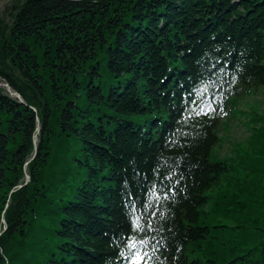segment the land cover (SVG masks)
<instances>
[{
    "label": "trees",
    "instance_id": "trees-1",
    "mask_svg": "<svg viewBox=\"0 0 264 264\" xmlns=\"http://www.w3.org/2000/svg\"><path fill=\"white\" fill-rule=\"evenodd\" d=\"M11 15L0 75L42 127L8 202L36 113L0 88V264H116L137 206L163 264H264V107L216 160L218 120L178 107L214 65L240 73L241 96L264 86V0H26Z\"/></svg>",
    "mask_w": 264,
    "mask_h": 264
},
{
    "label": "rangeland",
    "instance_id": "rangeland-1",
    "mask_svg": "<svg viewBox=\"0 0 264 264\" xmlns=\"http://www.w3.org/2000/svg\"><path fill=\"white\" fill-rule=\"evenodd\" d=\"M21 1L25 2L26 0H0V19H4L6 23L12 24L13 19L11 14L16 13L19 10V7L24 3V2L20 3ZM15 4L16 7H15V11L13 12L12 7ZM251 98L252 97H250L249 99ZM242 107L246 108L245 105H242ZM263 107H264V91L261 94H258L256 98L251 100V102L247 106V112L249 113L253 110H257L258 108L263 109ZM241 122L242 121L240 120H235V121L233 120L231 123L232 125L231 129L229 131L227 132L221 131V134L224 137L226 136L227 138L220 147V152H221L220 156H224L226 154L232 153L234 144L245 140L249 136L250 132L246 122L244 123V125ZM225 127L227 126L224 124L221 126V128H225ZM216 149L217 148H215L214 150V156L212 157L213 159L217 158Z\"/></svg>",
    "mask_w": 264,
    "mask_h": 264
},
{
    "label": "snow or ice",
    "instance_id": "snow-or-ice-1",
    "mask_svg": "<svg viewBox=\"0 0 264 264\" xmlns=\"http://www.w3.org/2000/svg\"><path fill=\"white\" fill-rule=\"evenodd\" d=\"M200 107L203 109L204 105L202 104ZM134 227L137 232L141 231L139 223L134 222ZM125 244L128 255L125 256V253L122 251L121 256L125 257L128 264H147V252L145 251V246L149 244L147 237L130 234L125 238Z\"/></svg>",
    "mask_w": 264,
    "mask_h": 264
},
{
    "label": "water",
    "instance_id": "water-1",
    "mask_svg": "<svg viewBox=\"0 0 264 264\" xmlns=\"http://www.w3.org/2000/svg\"><path fill=\"white\" fill-rule=\"evenodd\" d=\"M15 95H16V96H18V97H20V95H19V94H17V93H16ZM20 98H21V97H20Z\"/></svg>",
    "mask_w": 264,
    "mask_h": 264
},
{
    "label": "bare ground",
    "instance_id": "bare-ground-1",
    "mask_svg": "<svg viewBox=\"0 0 264 264\" xmlns=\"http://www.w3.org/2000/svg\"><path fill=\"white\" fill-rule=\"evenodd\" d=\"M2 66H5V64L3 63Z\"/></svg>",
    "mask_w": 264,
    "mask_h": 264
}]
</instances>
